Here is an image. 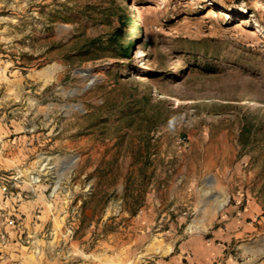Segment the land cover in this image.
Segmentation results:
<instances>
[{
    "label": "rangeland",
    "instance_id": "obj_1",
    "mask_svg": "<svg viewBox=\"0 0 264 264\" xmlns=\"http://www.w3.org/2000/svg\"><path fill=\"white\" fill-rule=\"evenodd\" d=\"M0 264H264V0H0Z\"/></svg>",
    "mask_w": 264,
    "mask_h": 264
},
{
    "label": "trees",
    "instance_id": "obj_2",
    "mask_svg": "<svg viewBox=\"0 0 264 264\" xmlns=\"http://www.w3.org/2000/svg\"><path fill=\"white\" fill-rule=\"evenodd\" d=\"M120 20H121V23L113 29V31L109 34V36L104 41H101L98 38L97 39L92 38L88 42H85L80 47V49L85 50L86 48L93 47V46L99 47L102 45V43H107L109 45H115L123 55H127L129 49L132 46V42L129 45L122 46L121 39L125 36V34H124V25L122 24L123 20L122 19Z\"/></svg>",
    "mask_w": 264,
    "mask_h": 264
},
{
    "label": "bare ground",
    "instance_id": "obj_3",
    "mask_svg": "<svg viewBox=\"0 0 264 264\" xmlns=\"http://www.w3.org/2000/svg\"><path fill=\"white\" fill-rule=\"evenodd\" d=\"M131 5H134V3H132V2H131ZM211 12H212V10H211V11H209V13H211ZM257 30H258V29H257Z\"/></svg>",
    "mask_w": 264,
    "mask_h": 264
}]
</instances>
